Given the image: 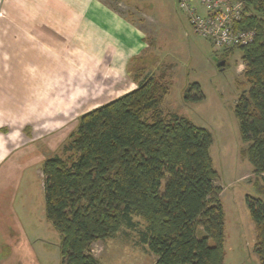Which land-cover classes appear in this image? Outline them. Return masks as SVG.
I'll use <instances>...</instances> for the list:
<instances>
[{
  "label": "trees",
  "instance_id": "1",
  "mask_svg": "<svg viewBox=\"0 0 264 264\" xmlns=\"http://www.w3.org/2000/svg\"><path fill=\"white\" fill-rule=\"evenodd\" d=\"M244 4L238 30L254 32L235 50L245 65L235 113L248 146L243 159L264 183V0ZM226 63V64H227ZM138 81V80H137ZM136 90L79 118L61 154L42 165L45 211L61 235L62 264H100L93 245L114 238L133 216L145 220L141 242L155 264H224V208L211 157L212 134L176 114H165L168 94L146 77ZM198 83L186 101L202 100ZM264 264V200L246 197Z\"/></svg>",
  "mask_w": 264,
  "mask_h": 264
},
{
  "label": "crops",
  "instance_id": "2",
  "mask_svg": "<svg viewBox=\"0 0 264 264\" xmlns=\"http://www.w3.org/2000/svg\"><path fill=\"white\" fill-rule=\"evenodd\" d=\"M148 48L103 0H0V264H62L59 246L31 247L13 214L22 178L39 172L44 190V161L82 115L138 88Z\"/></svg>",
  "mask_w": 264,
  "mask_h": 264
},
{
  "label": "rangeland",
  "instance_id": "3",
  "mask_svg": "<svg viewBox=\"0 0 264 264\" xmlns=\"http://www.w3.org/2000/svg\"><path fill=\"white\" fill-rule=\"evenodd\" d=\"M103 1L144 31L149 45L146 58L150 63L137 77L140 83L149 77L167 88L162 111L184 117L212 134L210 153L219 174L215 184L222 188L225 214L224 264H260L255 253L257 234L246 197L264 200V183L259 179L260 188L257 186L253 166L241 156L248 144L242 139L235 113L243 90L245 65L241 51L235 50L226 66L218 68L222 51L194 32L176 0ZM193 83L201 87L200 101L185 100V92ZM61 152L60 147L54 155ZM6 180L10 185L14 183L9 178ZM13 214L28 234L31 247L58 249L61 235L47 219L39 172L30 170L22 178ZM133 222L134 226L125 222L114 238L93 245L96 254L104 249L101 264H154L153 254L146 253L147 247L141 242L147 224L138 216H133ZM4 231V225L0 224V233Z\"/></svg>",
  "mask_w": 264,
  "mask_h": 264
},
{
  "label": "built area",
  "instance_id": "4",
  "mask_svg": "<svg viewBox=\"0 0 264 264\" xmlns=\"http://www.w3.org/2000/svg\"><path fill=\"white\" fill-rule=\"evenodd\" d=\"M179 10L190 21L194 32L209 40L218 51L252 43L254 32L238 30L244 4L240 0H176Z\"/></svg>",
  "mask_w": 264,
  "mask_h": 264
},
{
  "label": "water",
  "instance_id": "5",
  "mask_svg": "<svg viewBox=\"0 0 264 264\" xmlns=\"http://www.w3.org/2000/svg\"><path fill=\"white\" fill-rule=\"evenodd\" d=\"M226 63L227 62L225 60L218 61L217 66H218V68L222 69L226 66Z\"/></svg>",
  "mask_w": 264,
  "mask_h": 264
}]
</instances>
